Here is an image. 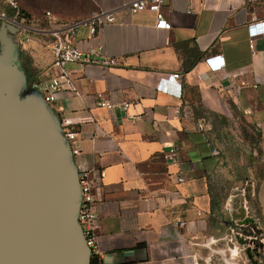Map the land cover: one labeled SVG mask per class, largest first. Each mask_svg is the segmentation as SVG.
I'll return each mask as SVG.
<instances>
[{"label": "crops", "instance_id": "0c3cea01", "mask_svg": "<svg viewBox=\"0 0 264 264\" xmlns=\"http://www.w3.org/2000/svg\"><path fill=\"white\" fill-rule=\"evenodd\" d=\"M80 1L89 6L82 17L116 10L115 22L92 38L82 27L77 41L85 51L102 43L118 64H68L70 82L51 105L77 133L79 170L96 180L99 263L253 264L230 241L240 204L212 184L219 162L213 128L217 118L239 113L264 139V33L255 37V53L249 42L264 0H165L169 30L155 26L152 12L131 14L124 6L131 0ZM66 2L52 11L59 19L74 7ZM32 16L35 30L45 31L43 13ZM30 34L35 41L19 36L22 62L34 83L54 82L60 70L50 37ZM172 147L176 163L166 157ZM246 188L264 232V181Z\"/></svg>", "mask_w": 264, "mask_h": 264}, {"label": "water", "instance_id": "95a60500", "mask_svg": "<svg viewBox=\"0 0 264 264\" xmlns=\"http://www.w3.org/2000/svg\"><path fill=\"white\" fill-rule=\"evenodd\" d=\"M19 33L0 22V264H91L76 158L59 114L29 82ZM263 248L246 249L253 264H264Z\"/></svg>", "mask_w": 264, "mask_h": 264}, {"label": "built area", "instance_id": "2783aa9c", "mask_svg": "<svg viewBox=\"0 0 264 264\" xmlns=\"http://www.w3.org/2000/svg\"><path fill=\"white\" fill-rule=\"evenodd\" d=\"M10 11L8 13H0V20H5L11 24L16 25L20 34L25 33L26 42L33 40L30 32L38 31L45 32L50 37L49 45L53 54V66L60 70L57 78L54 82L50 83H33L32 86L37 87L46 101L52 104L59 96L60 92L64 89V84L70 82V72L67 65L70 63H79L89 66L91 64H99L103 68H109L118 64L116 58L109 57L104 52V46L102 43H98L95 46H91L87 51L79 46L77 41L78 30L82 27L88 29L90 38L95 37L99 34L100 29L109 22H115L117 20L116 10H95L88 16L79 17L75 19H59L51 11L46 12V21L48 24L47 29L35 30L34 26L27 23L26 19L22 16V10L18 0H0ZM165 0H131L124 6L128 9L131 14L139 12L149 11L155 15L156 22L155 26L159 29H171L172 24L168 20L164 11ZM189 12L191 10L189 9ZM264 33V19L256 20L250 24V47L253 49V53L256 52L255 37L258 34ZM207 64L211 69L216 70L217 66L214 61V57L206 59ZM179 74H175V78H179ZM108 107H113V103L107 102ZM130 102L125 101L122 103L124 109H128ZM69 121L63 120L62 126L65 130V134L69 143L73 155L76 157L80 154V146L78 143L77 133L74 130L68 128ZM200 128H203V124H200ZM174 163L177 162L176 148L172 147L166 155ZM80 171V184L82 191L81 206L79 210V222L83 228L84 235L87 240V244L92 250V255L97 257L99 252L97 246V235L96 231L99 226V216L96 210V197L94 188L96 186V180L92 176V171L83 169ZM185 180L184 176H179L178 181L182 182ZM240 207L244 211V218H242V226L249 225L246 223L247 218H251V208L249 207V196L246 187H243L240 193ZM185 221L178 223L179 226H184ZM247 224V225H246ZM232 241L235 239L240 242L242 250L250 245V241L253 239L259 240L260 244L264 247V236L251 235L245 232L236 231L231 228ZM248 241L247 243H243ZM264 249V248H263ZM100 264V263H99Z\"/></svg>", "mask_w": 264, "mask_h": 264}, {"label": "rangeland", "instance_id": "374dc122", "mask_svg": "<svg viewBox=\"0 0 264 264\" xmlns=\"http://www.w3.org/2000/svg\"><path fill=\"white\" fill-rule=\"evenodd\" d=\"M68 1L71 4L73 3L72 0ZM19 2L21 5H24L21 0H19ZM70 3L68 6H70ZM83 4L85 3L83 2ZM83 4L82 1H80L76 6H72V9L63 10L62 13L64 14L60 17L64 19L82 17L80 13L84 12L86 7H89L87 4ZM56 7L57 6L48 8L55 11ZM8 11L10 10L0 2V13H8ZM30 12L41 14L43 10ZM35 40L36 38L33 37V41ZM213 136L215 138L219 162L217 167L218 170L212 179V184L215 191L222 197H225L230 192L233 194V202L239 204L241 190L243 187L250 185V180H257L258 182L264 181V139L260 131L239 113H235L229 120L217 118L216 125L213 128ZM254 205L255 200H253L252 204L249 201L250 208L255 207ZM251 217L252 218L246 219V223L249 224H246L247 226L240 225V219H234L231 228L251 235L264 236V232L261 231L258 227L259 225L256 224V220L259 222V219L256 218L254 212ZM230 241L240 245V242L235 239L232 241L231 237ZM258 244H260L259 240L253 239L250 241V246L252 248H255ZM248 246L244 249L245 253ZM239 247L242 248V246ZM260 251L264 254V251ZM253 253L255 255V252Z\"/></svg>", "mask_w": 264, "mask_h": 264}, {"label": "trees", "instance_id": "16d2710c", "mask_svg": "<svg viewBox=\"0 0 264 264\" xmlns=\"http://www.w3.org/2000/svg\"><path fill=\"white\" fill-rule=\"evenodd\" d=\"M21 1L24 3V5H21L18 0L22 10V16L26 19L27 23L32 25L31 19L33 18L32 16L33 13H31L30 11L43 10L44 17L42 19L45 25L46 12L47 11L52 12V10H50L48 7H54L59 4H65L67 0H21ZM72 4L75 6L76 4H78V0H75V2H73ZM28 75H29V82L33 84L35 81L34 75L30 72H28ZM91 264H99V260L94 254L92 255Z\"/></svg>", "mask_w": 264, "mask_h": 264}, {"label": "bare ground", "instance_id": "6f19581e", "mask_svg": "<svg viewBox=\"0 0 264 264\" xmlns=\"http://www.w3.org/2000/svg\"><path fill=\"white\" fill-rule=\"evenodd\" d=\"M235 250V249H234ZM238 252V251H237ZM234 254V253H233ZM232 260H234V259H232Z\"/></svg>", "mask_w": 264, "mask_h": 264}]
</instances>
